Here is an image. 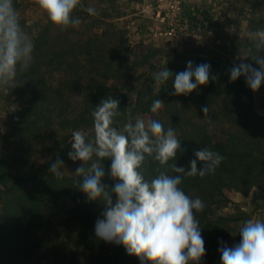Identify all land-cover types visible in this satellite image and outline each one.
Returning <instances> with one entry per match:
<instances>
[{"label":"trees","instance_id":"obj_1","mask_svg":"<svg viewBox=\"0 0 264 264\" xmlns=\"http://www.w3.org/2000/svg\"><path fill=\"white\" fill-rule=\"evenodd\" d=\"M247 1L246 4L252 0ZM17 4L14 0V6ZM77 14L75 11L74 17H80ZM104 18L101 16L99 20L104 28L85 39L69 36L73 29L70 27L64 31L57 28L53 37L51 24L43 28L38 37L31 39L33 62L18 75V86L9 90L10 96L17 94L24 99L12 110L13 126L19 134L46 143L43 147L48 150V156L33 164L27 176L13 174V155L0 156V264H142L135 255H128L123 245L96 237L95 223L102 218L103 206L87 202L73 184V173L82 162L68 157L72 151V133L82 130L91 138V113L109 96L120 102L121 115L114 125L117 128L129 120L134 123L137 117H148L161 122L165 129L175 130L181 140V151L169 164L175 162L177 167L188 171L190 160L196 158L194 152L205 147L225 157L214 174L184 177L180 185L191 198L198 197L204 202V210L196 213L206 249L199 264H214L220 248L234 235L232 220L219 215V210L232 203L226 188L244 195L254 188L264 192V116L255 112L253 91L245 77L230 81V69L241 62L251 41L243 40L240 43L243 52L231 53L225 59L192 52L180 62L157 65L153 62L154 52H132L122 32ZM248 21L253 28L255 21L250 18ZM189 61L193 67L210 64V73L217 79H210L207 85L198 86L188 95H173L174 76L186 70ZM142 68L146 72L137 88L129 86L124 91L113 84L118 81L128 84L133 73ZM164 68L173 77L154 94L153 74ZM0 93L4 90L0 89ZM130 94H134L131 105ZM158 98L165 104L152 113V102ZM204 106L209 107L210 118L204 117ZM57 159L63 161L64 168L71 164L72 172L66 175L62 167L61 178L50 173V165ZM103 163L106 170L103 182L111 188L115 183L108 175L111 161ZM157 167L158 162L146 158L142 169L146 180L155 178ZM197 167L202 168L203 163L198 162ZM168 174L176 175L171 171ZM115 199L113 195L114 202ZM61 203L65 204L63 214L75 246L73 256L63 261L38 252L42 246L40 233L46 229L44 212ZM235 241L240 243L239 234L235 235Z\"/></svg>","mask_w":264,"mask_h":264},{"label":"clouds","instance_id":"obj_2","mask_svg":"<svg viewBox=\"0 0 264 264\" xmlns=\"http://www.w3.org/2000/svg\"><path fill=\"white\" fill-rule=\"evenodd\" d=\"M49 21L61 31L81 24L74 17L77 8L89 15H98L96 8L84 7L82 0H34ZM251 41L241 62L230 69V81L244 76L246 84L255 92L264 83V29L248 33ZM34 44L22 27L14 0H0V89L9 92L20 83L18 75L27 71L33 62ZM251 58L259 67L243 60ZM173 73L164 68L153 74L154 94L160 86L172 79ZM193 78L194 81L193 82ZM217 79L210 73V64L193 67L187 63L186 70L176 73L173 95H188ZM119 100L109 96L102 99L91 115L93 135L88 138L84 131L72 133L68 157L81 161L76 168L73 184L81 191L87 202L103 206L102 218L95 223L98 239L123 245L127 254L135 255L148 264H199L206 253L201 227L196 213L204 210L200 198H191L181 188L182 178H201L214 174L225 159L218 151L208 147L194 152L190 170L177 167L175 161L181 151V140L172 127L167 129L154 119L147 121L137 117L117 128L116 118L121 115ZM164 101L155 99L151 112L156 113ZM204 117H209V107H202ZM210 118V117H209ZM158 162L157 175L150 181L143 174L146 158ZM110 160L108 175L114 185L103 182L106 170L103 161ZM198 162L203 167H197ZM87 165V166H86ZM63 161L57 159L50 165V173L61 178ZM169 171L176 175H169ZM113 195L116 197L113 201ZM239 244L220 248L222 264H264V220L248 219L239 229Z\"/></svg>","mask_w":264,"mask_h":264},{"label":"rangeland","instance_id":"obj_3","mask_svg":"<svg viewBox=\"0 0 264 264\" xmlns=\"http://www.w3.org/2000/svg\"><path fill=\"white\" fill-rule=\"evenodd\" d=\"M17 2L15 8L22 27L31 39L38 37L41 30L50 24V35L53 37L57 27L49 21L34 0ZM245 2L248 1L82 0L85 8L88 6L96 8L98 15H89L81 8L86 12L84 14L77 8L81 24L75 28L70 27L73 29H70L69 36L85 39L100 28H104L99 20L101 16H106L103 20L112 23L122 32L132 52H154L153 62L157 65L180 62L184 56L192 52L220 55L225 59L231 53L243 52L240 43L249 39V32L264 29V0H252L248 4ZM248 18L255 21L253 28ZM244 61L255 64L250 57ZM144 72L146 69H138L128 84L122 81L113 84L124 91L129 86L137 88ZM253 95L256 114L264 116V83L259 90L253 92ZM129 98L131 105L134 94H130ZM23 102L24 99L17 94L10 96L9 92L0 93V156L15 157L12 172L19 176L29 175L31 166L39 164L48 156V150L43 147L47 146L46 143L36 141L28 134H19L13 126L12 110ZM148 119L145 117L146 121ZM71 166L66 164L63 173L70 174ZM225 192L232 203L219 210V215L232 220L230 225L234 228V235L229 238L226 246L233 247L237 245L235 235L239 234L244 221L264 220V192L254 188L244 195L229 187ZM64 208L65 204L61 203L44 212L43 224L46 229L40 233L42 246L38 251L42 256L62 261L73 256L75 248L70 237L72 230L66 224L63 214ZM214 264H222L220 252Z\"/></svg>","mask_w":264,"mask_h":264}]
</instances>
